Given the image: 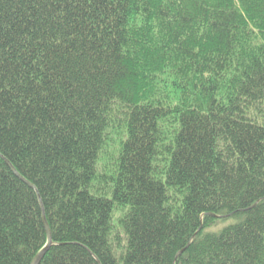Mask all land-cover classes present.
Wrapping results in <instances>:
<instances>
[{
	"label": "trees",
	"instance_id": "obj_1",
	"mask_svg": "<svg viewBox=\"0 0 264 264\" xmlns=\"http://www.w3.org/2000/svg\"><path fill=\"white\" fill-rule=\"evenodd\" d=\"M43 215L40 264H264V0H0V264Z\"/></svg>",
	"mask_w": 264,
	"mask_h": 264
},
{
	"label": "water",
	"instance_id": "obj_2",
	"mask_svg": "<svg viewBox=\"0 0 264 264\" xmlns=\"http://www.w3.org/2000/svg\"><path fill=\"white\" fill-rule=\"evenodd\" d=\"M10 168L12 169V171L19 176V174L15 171V169L9 164ZM43 222H44V226L47 232V237H48V243L46 245V247L37 255V257L34 259L32 264H40V262L42 261V259L44 258L45 254L47 253V251L49 250V248L52 245V237H51V232L48 226V223L46 221V217L45 215H43Z\"/></svg>",
	"mask_w": 264,
	"mask_h": 264
},
{
	"label": "rangeland",
	"instance_id": "obj_3",
	"mask_svg": "<svg viewBox=\"0 0 264 264\" xmlns=\"http://www.w3.org/2000/svg\"><path fill=\"white\" fill-rule=\"evenodd\" d=\"M225 223V224H224ZM224 224V225H223ZM227 224H230V222H223V221H219V222H217V224H216V226L215 227H212L211 228V230H213V229H217V226L218 227H220L219 229H217V230H220V229H222L223 228V226H225V225H227ZM223 225V226H222ZM217 230H215V231H217Z\"/></svg>",
	"mask_w": 264,
	"mask_h": 264
}]
</instances>
